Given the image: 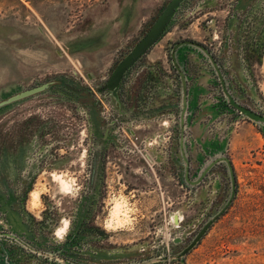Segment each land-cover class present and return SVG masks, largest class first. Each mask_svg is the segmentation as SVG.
<instances>
[{"label":"rangeland","instance_id":"1","mask_svg":"<svg viewBox=\"0 0 264 264\" xmlns=\"http://www.w3.org/2000/svg\"><path fill=\"white\" fill-rule=\"evenodd\" d=\"M167 1L0 0V103L48 83L0 105V233L18 238L0 234V264H264V124L227 102L202 52L178 62L187 180L171 61L177 42L202 44L236 101L264 115V0H185L157 57L143 55L116 98L100 90ZM220 155L235 195L174 257L229 196L223 161L190 183Z\"/></svg>","mask_w":264,"mask_h":264},{"label":"water","instance_id":"2","mask_svg":"<svg viewBox=\"0 0 264 264\" xmlns=\"http://www.w3.org/2000/svg\"><path fill=\"white\" fill-rule=\"evenodd\" d=\"M185 0H168L165 5L162 7L160 12L157 14V16L154 18L150 26L147 28V30L144 32V34L135 42V44L131 47V49L116 63L112 71L110 72L108 78L106 79L104 85L101 87L100 90H106L108 91L112 96L115 98L117 97L118 90L120 88L122 79L125 75V73L143 56L146 54V52L152 47V45L163 35V33L166 31V29L170 26L172 20L175 17V14L180 9L182 3ZM192 46L202 52L206 57L209 59L210 63L215 68L217 75L220 79V83L223 89V92L225 94L227 102L234 107L236 110L239 111L240 114L245 116L246 118L258 122L261 124H264V115L260 114L249 107H246L242 104H240L236 99L231 95V93L228 91L224 78L222 76V73L214 59V57L211 55L209 50L204 47L202 44L186 39L183 41L177 42L172 51H171V58H172V64L177 70L180 81H181V92H182V98H181V112H180V137H179V143H180V149L184 160V168H185V174L184 176L187 178V166H188V160L185 155L184 151V145H183V124L185 120V114L187 109V99H186V76L185 73L178 63L177 60V54L176 49H178L181 46ZM48 87V83H43L41 85H37L25 90H22L15 95L10 96L8 99L2 101L0 105L9 103L11 101L18 100L20 98L29 96L31 94H34L38 91L44 90ZM218 161L225 162L229 177H230V193L225 201L224 205L214 214L212 215L203 225L200 227V229L195 233V235L192 237V239L189 241V243L174 257H183L188 251H190L203 237V235L206 233V231L209 229V227L212 225V223L226 210V208L230 205L235 192H236V185H235V179L234 174L232 170V166L230 164L229 159L224 156L220 155L216 158H214L207 166L206 168L200 173L197 181L190 182L192 184L197 183L209 170V168L214 165ZM1 234V233H0ZM1 235L8 236L11 238H14L18 240L17 237H15L13 234L8 232H3ZM180 239H175V241H179ZM166 257H157L154 259H151L149 261H158V260H165ZM145 262H140L137 264H143Z\"/></svg>","mask_w":264,"mask_h":264},{"label":"crops","instance_id":"3","mask_svg":"<svg viewBox=\"0 0 264 264\" xmlns=\"http://www.w3.org/2000/svg\"><path fill=\"white\" fill-rule=\"evenodd\" d=\"M242 2H247L248 0H241ZM145 6V5H144ZM151 6H153V5H151L150 3H147L146 4V7H151ZM138 12V11H137ZM137 12L133 15V18H134V16L137 14ZM141 16V15H140ZM132 18V19H133ZM124 21H125V18H124ZM132 21V20H131ZM123 23V22H122ZM130 23V22H129ZM161 38H164V34L161 36ZM161 38H159L155 43H154V46L156 45H158L159 44V42L162 40ZM151 49V48H150ZM149 49V50H150ZM149 50L147 51L148 53H146L145 55V57L146 58H153V57H157V55H158V52H156V51H151L150 50V53H149ZM176 56H177V60H178V62H181V65L183 66V61H184V59L188 56V55H195V56H198V57H201L202 56V54H201V52L199 51V50H197V49H195V48H190V47H188V46H182V47H180L177 51H176ZM191 57V56H190ZM199 89H201L200 91H202L203 90V88L202 87H200ZM158 93H160L159 91H158ZM198 94H200L199 93V91H198V87H197V85H194V86H191L190 87V94H189V108H190V110L191 109H193V107L195 106V103H196V101H198ZM158 95H162V94H158ZM158 100V99H157ZM191 112V111H190ZM201 135H202V133L200 134V137H201ZM205 144H207V145H209V142H206ZM203 145V144H202ZM194 147V150H196L195 149V147H196V143H195V145L193 146ZM191 152H193V151H191ZM194 157V156H193ZM196 158H198L199 160L201 159V156L200 155H197L196 156ZM193 160V159H192ZM194 160H195V158H194ZM193 160V161H194ZM192 161V162H193Z\"/></svg>","mask_w":264,"mask_h":264}]
</instances>
